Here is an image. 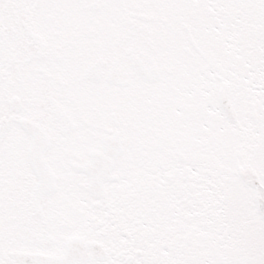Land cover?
Listing matches in <instances>:
<instances>
[{"label":"snow or ice","instance_id":"obj_1","mask_svg":"<svg viewBox=\"0 0 264 264\" xmlns=\"http://www.w3.org/2000/svg\"><path fill=\"white\" fill-rule=\"evenodd\" d=\"M0 264H264V0H0Z\"/></svg>","mask_w":264,"mask_h":264}]
</instances>
